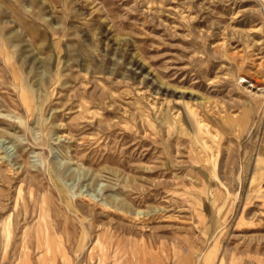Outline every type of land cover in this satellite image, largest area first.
<instances>
[{
	"label": "rangeland",
	"instance_id": "1",
	"mask_svg": "<svg viewBox=\"0 0 264 264\" xmlns=\"http://www.w3.org/2000/svg\"><path fill=\"white\" fill-rule=\"evenodd\" d=\"M0 264H264V0H0Z\"/></svg>",
	"mask_w": 264,
	"mask_h": 264
},
{
	"label": "bare ground",
	"instance_id": "2",
	"mask_svg": "<svg viewBox=\"0 0 264 264\" xmlns=\"http://www.w3.org/2000/svg\"><path fill=\"white\" fill-rule=\"evenodd\" d=\"M8 237H9V235H8Z\"/></svg>",
	"mask_w": 264,
	"mask_h": 264
}]
</instances>
